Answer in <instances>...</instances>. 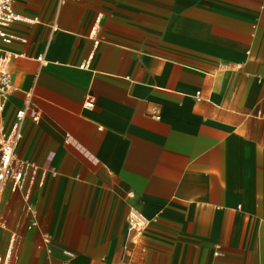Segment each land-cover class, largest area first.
Masks as SVG:
<instances>
[{
  "label": "crops",
  "instance_id": "0c3cea01",
  "mask_svg": "<svg viewBox=\"0 0 264 264\" xmlns=\"http://www.w3.org/2000/svg\"><path fill=\"white\" fill-rule=\"evenodd\" d=\"M14 14L0 124L29 111L0 197L7 264H264V0Z\"/></svg>",
  "mask_w": 264,
  "mask_h": 264
},
{
  "label": "built area",
  "instance_id": "2783aa9c",
  "mask_svg": "<svg viewBox=\"0 0 264 264\" xmlns=\"http://www.w3.org/2000/svg\"><path fill=\"white\" fill-rule=\"evenodd\" d=\"M18 0H0V40L6 44H10L13 38L5 33L16 17L14 14V4ZM12 57L4 53L0 49V102L1 108L9 98L13 90V77L10 71V64ZM84 107L86 109L94 108V100L89 97ZM29 110H22L17 113V122L13 125L10 131H7L3 125L0 124V197L9 180L14 182L15 186L21 182L23 173L16 167V148L22 138L21 127L22 123L28 115ZM153 116L160 119V115L154 110ZM32 120H38L39 116L36 113H31ZM131 227L134 229L142 228L145 222L137 213H132L130 216ZM5 227V222L0 220V228ZM7 258L0 256V264H7Z\"/></svg>",
  "mask_w": 264,
  "mask_h": 264
}]
</instances>
